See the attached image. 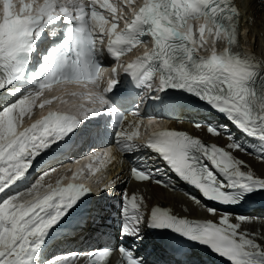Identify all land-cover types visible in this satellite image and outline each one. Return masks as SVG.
<instances>
[{
  "label": "snow or ice",
  "instance_id": "1",
  "mask_svg": "<svg viewBox=\"0 0 264 264\" xmlns=\"http://www.w3.org/2000/svg\"><path fill=\"white\" fill-rule=\"evenodd\" d=\"M0 4V94L18 96L0 107V264H39L40 250L50 230L92 193L89 186L75 182H58L55 187L49 184L46 191H41L45 187L44 177L56 171L47 166L70 151L67 141L81 126L80 117L49 111L30 127L19 128L44 90L54 84L94 83L99 87L106 69L99 63L98 55L105 50L113 56L116 66L110 67L112 78L106 87L79 94L93 105H76L84 109L83 120L114 114V119L119 120L116 144L121 151L150 148L204 200L236 207L251 196L264 193V175H258L234 155L235 151H249L229 133L227 124H207L206 131L213 136L226 134L230 142L226 146L207 144L184 130L157 128L151 117L145 124L138 105L122 112L109 99L119 83L118 69L122 68L124 74L138 78V86L147 89L144 97L158 99L159 93L168 89L187 92L223 115L246 136L264 143V64L238 43L240 13L234 0H142L138 6L135 0H19L18 5L14 0H0ZM202 17L210 23L197 25L195 21ZM61 20L69 25L66 38L43 56L38 70L30 73L36 41L49 25ZM190 20L193 23L189 24ZM50 35L55 37L58 31ZM206 37L225 38L230 47L219 53L199 55L196 39L202 46ZM149 43L151 47L121 63L122 56ZM25 77L36 87L18 95L21 89L16 82ZM50 103L51 100H44L39 107ZM141 126L156 128L144 142L140 141ZM194 127L199 129L204 123L194 122ZM255 154L264 162V149ZM94 158L101 165L109 162L107 152L94 153ZM37 168L46 170L26 189L11 191L27 178L30 169ZM79 175L74 173L73 180ZM159 175V168H129L130 179L170 187L168 181L157 178ZM114 185L115 180L104 183V190ZM187 195L217 219L180 216L172 208L160 205L148 208L145 196L125 190L121 196L119 235L142 240L144 227L167 230L207 246L231 264H264V244L258 242L256 234L243 229L253 218L221 212L202 205L196 196ZM26 196L31 198L25 199ZM116 251L120 264H145L134 249L124 244L116 249L104 247L60 254L43 264H79L81 260L84 264H109Z\"/></svg>",
  "mask_w": 264,
  "mask_h": 264
},
{
  "label": "bare ground",
  "instance_id": "2",
  "mask_svg": "<svg viewBox=\"0 0 264 264\" xmlns=\"http://www.w3.org/2000/svg\"><path fill=\"white\" fill-rule=\"evenodd\" d=\"M241 7V21L245 28L246 40L247 44L250 46L251 54H254L256 59L264 64V0H239ZM245 50V49H244ZM26 118L25 116L23 117ZM22 118L21 124L25 125L24 119ZM205 120H207L210 124H216L217 126L222 124H227L229 133L232 134L235 140L243 147H246L249 151V154L241 153L238 151L234 152V155L240 159H243L253 171L257 172L258 175H264V162H261L257 159L256 151L260 149H264V143L260 141L246 136L244 133L239 131L235 125L231 124L230 121H227L223 115L217 113H212L206 116H203ZM27 120V119H26ZM31 124L34 121L31 119ZM26 122V123H27ZM182 125V124H180ZM207 125L201 127L199 129H195V133L200 137L215 142L221 146H226L230 141L227 138V135L221 136H213L206 131ZM141 151L145 149L141 148ZM127 155V156H126ZM124 157H130L129 153L123 154ZM149 163L151 167L157 166L163 171L168 170L162 164L160 160L157 159L154 155L148 156ZM114 176L118 182V187L113 191L111 198L105 201L104 207L105 212L100 214L101 221H90L87 224H84V232L81 237H83L82 242L78 240H70L69 244L65 243H55L53 246V250L50 252L45 260H49L52 257H55L60 254H66L71 252H81L85 245L88 246L89 241H93V243L97 242H106L111 239L112 233L116 231L119 233L120 228V218L114 216L112 213L106 214V211H113L116 206V201L121 202V195L125 190L128 193H137L138 195L145 196V203L148 208L154 203H163L166 204L167 207L172 208L175 214L180 216H186L193 219H211L216 220V216H212L208 214L203 207L196 205L187 194H191L201 199L202 205H207L209 207H216L221 212L229 211L234 214L244 215L250 218H253V222L245 223L243 225V229L248 231L251 234H256L258 242L264 244V193H257V195L253 196L246 204L236 207H218L217 205L212 206L208 200H204L199 191H197L194 187L183 183L177 180L175 177L171 178V183L175 187L174 192H169L164 188H161L157 185L150 184L148 182L136 183L130 179H128V172L125 163H120L114 169ZM127 181V182H126ZM110 195V193H109ZM118 197L120 200H118ZM121 207V206H120ZM94 225L98 227V229H94ZM64 230V229H63ZM62 225L59 223L48 233L45 240L48 237L51 239L52 235L56 232H60L62 235L73 236L78 233L80 230L72 229L69 231H63ZM102 232L104 235L100 236L98 233ZM143 239L142 240H134L128 237H121L127 244L131 245L136 251L141 252L147 257H153L154 259L157 257H163V253L159 250L158 245H156L150 238V234L147 231V227L143 228ZM80 237V236H79ZM89 237H91L89 239ZM83 243V244H81ZM43 251L40 250V262L43 264L45 261L42 257ZM82 261V260H81ZM79 261V264H81ZM216 262H218L216 260ZM191 264H212L208 260H204L201 257V248L194 250L193 259ZM222 264H231V261H224Z\"/></svg>",
  "mask_w": 264,
  "mask_h": 264
},
{
  "label": "clouds",
  "instance_id": "3",
  "mask_svg": "<svg viewBox=\"0 0 264 264\" xmlns=\"http://www.w3.org/2000/svg\"><path fill=\"white\" fill-rule=\"evenodd\" d=\"M2 9H3V5L0 4V14H2ZM18 10V9H17ZM193 23V21H189V24ZM195 23L197 25H200V24H203V23H210L208 20H207V17H202L200 19H198L197 21H195ZM213 51H217L216 50V46H215V43L213 42L211 47H210V52H213Z\"/></svg>",
  "mask_w": 264,
  "mask_h": 264
},
{
  "label": "rangeland",
  "instance_id": "4",
  "mask_svg": "<svg viewBox=\"0 0 264 264\" xmlns=\"http://www.w3.org/2000/svg\"><path fill=\"white\" fill-rule=\"evenodd\" d=\"M56 174V175H55ZM59 173H53V174H49L48 176H46L44 179H43V181L45 180V181H49V180H51L52 182H54L55 181V177H57V175H58ZM53 176H55V177H53Z\"/></svg>",
  "mask_w": 264,
  "mask_h": 264
}]
</instances>
